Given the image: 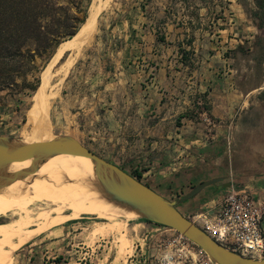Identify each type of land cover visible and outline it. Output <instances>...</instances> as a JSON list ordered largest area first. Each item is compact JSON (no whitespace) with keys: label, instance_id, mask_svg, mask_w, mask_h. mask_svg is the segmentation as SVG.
<instances>
[{"label":"crops","instance_id":"1","mask_svg":"<svg viewBox=\"0 0 264 264\" xmlns=\"http://www.w3.org/2000/svg\"><path fill=\"white\" fill-rule=\"evenodd\" d=\"M218 1L131 0L100 29L103 51L85 85L64 95L84 120L75 138L167 199L225 177L180 203L184 216L212 207L230 181L262 204L264 233V124L246 131L241 121L244 97L264 93V70L243 84L241 38L225 68L230 58L204 28Z\"/></svg>","mask_w":264,"mask_h":264},{"label":"rangeland","instance_id":"2","mask_svg":"<svg viewBox=\"0 0 264 264\" xmlns=\"http://www.w3.org/2000/svg\"><path fill=\"white\" fill-rule=\"evenodd\" d=\"M93 1L72 0L70 11L79 18H82L84 13L87 16ZM130 3L131 0H110L108 6L98 12L95 16L96 27L92 40L85 45L80 57L70 67L59 95L52 100L45 112L40 111L38 114L33 112L36 113V117L33 113H28L33 103L32 97L41 85L42 72L54 59L53 57L50 60L55 50L57 53L59 45L79 33L85 34L91 18L81 29H77L75 35L62 37L47 54L34 58L37 70L26 76L28 86L25 89H6L0 92V136L19 141L46 140L63 134L78 136L77 131L83 129L84 120L81 115L73 116L75 108L70 107L72 105L70 96H67L69 99L66 101L65 90L67 94H71L74 92L73 89L85 85L84 77L88 71L93 70L96 58L103 51L102 44L105 40H99L102 35L100 29H104L107 22L115 20L114 12L117 13ZM216 3L218 6L212 14L213 19L204 28L216 41L220 52L230 58L225 68L233 67L232 58L235 51L233 39H242L240 50L245 59V62H241L244 68L242 82L249 85L258 71L264 70V8L258 7V3L263 5L264 0H220ZM99 6L100 2L97 8ZM68 53L69 50L64 49L56 57L52 71L56 69L55 63L62 57L63 61ZM35 77L38 84L32 90L30 87L35 84ZM70 79L73 83L68 86ZM244 99L246 107L242 110L241 121L243 129L247 131L250 127L256 128L264 124V93L253 92ZM67 103L70 106H67ZM29 116L35 121L32 122L33 119ZM100 156L104 159L107 157ZM108 158L113 157L109 155ZM121 210L127 212L125 209ZM67 213L68 211H64L61 216ZM50 215L57 216L59 220V215L54 212ZM58 220L54 223H43L42 230L27 242L20 245L15 243L10 249V264H213L199 252V247L185 237L180 238L175 230L159 225L154 229L150 222L137 215L129 218L122 214L105 219L92 214H81L77 218ZM8 221H11L10 217L0 219V222ZM36 225L37 223H34L31 226ZM120 244L124 247L121 248ZM252 256L260 258L258 255Z\"/></svg>","mask_w":264,"mask_h":264},{"label":"bare ground","instance_id":"3","mask_svg":"<svg viewBox=\"0 0 264 264\" xmlns=\"http://www.w3.org/2000/svg\"><path fill=\"white\" fill-rule=\"evenodd\" d=\"M95 1L89 7L92 21L89 27L87 26L85 34L79 33L71 40L59 45L54 59L43 70L41 85L32 97L33 103L28 110L29 114L46 111L52 100L59 95L70 67L80 57L85 45L92 40L96 27L95 16L108 6L110 0L100 1L99 8L95 6ZM64 49H68L69 53L52 71L56 57ZM33 114L35 116L36 113ZM29 118L33 119V121L28 119L29 121H35L31 116ZM32 141L42 140L27 142ZM30 163L31 159L15 161L7 170L13 172L27 168ZM64 211L68 213L61 216ZM52 212L59 215V220L57 216L50 215ZM124 212L101 197L95 184L93 163L88 157L71 154L50 157L39 164L36 172L0 189V219L11 218V221L0 222V264H10V249L15 246L14 244L20 245L32 239L42 230L43 223L77 218L81 214H92L105 219L122 214L129 218L136 216L132 211ZM34 223L37 225L32 227ZM119 246L124 247L121 244Z\"/></svg>","mask_w":264,"mask_h":264},{"label":"water","instance_id":"4","mask_svg":"<svg viewBox=\"0 0 264 264\" xmlns=\"http://www.w3.org/2000/svg\"><path fill=\"white\" fill-rule=\"evenodd\" d=\"M100 1L104 0H96L95 6ZM89 18L90 12L88 11L78 30ZM55 52L56 50L50 60L54 57ZM62 58L55 63V66L62 61ZM58 154L88 157L93 163L96 187L104 200L125 209L127 212L132 211L144 220L175 230L199 247L213 264H264V256L260 258L247 256L224 247L178 209L180 203L192 199L204 188L223 181L225 177H213L200 181L179 199L170 200L124 171L118 165L96 154L72 135L63 134L48 140L32 142L0 136V189L10 185L17 179L36 172L41 162ZM26 159H31V163L27 168L13 172L7 170L10 164L15 161ZM232 186L230 181L220 185V187L227 189Z\"/></svg>","mask_w":264,"mask_h":264},{"label":"trees","instance_id":"5","mask_svg":"<svg viewBox=\"0 0 264 264\" xmlns=\"http://www.w3.org/2000/svg\"><path fill=\"white\" fill-rule=\"evenodd\" d=\"M71 3L72 0H0V92L25 89L26 76L37 70L34 58L47 54L62 37H71L77 31L86 16L84 13L79 18L72 13ZM258 7L263 9L264 4L258 3ZM37 84L35 77L30 89ZM130 174L140 180L138 174Z\"/></svg>","mask_w":264,"mask_h":264},{"label":"built area","instance_id":"6","mask_svg":"<svg viewBox=\"0 0 264 264\" xmlns=\"http://www.w3.org/2000/svg\"><path fill=\"white\" fill-rule=\"evenodd\" d=\"M195 105L200 108L199 113L206 117L205 121H209L206 112L201 108L203 106L201 98L195 100ZM262 214V204L248 189L232 186L212 207H205L192 215L190 220L224 247L247 256L262 257L264 255V233L260 229ZM179 237L184 238L180 234ZM199 252L206 256L200 248Z\"/></svg>","mask_w":264,"mask_h":264}]
</instances>
